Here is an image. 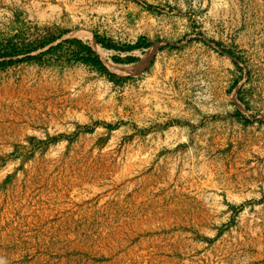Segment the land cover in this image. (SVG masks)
<instances>
[{"label":"rangeland","instance_id":"374dc122","mask_svg":"<svg viewBox=\"0 0 264 264\" xmlns=\"http://www.w3.org/2000/svg\"><path fill=\"white\" fill-rule=\"evenodd\" d=\"M0 53V264H264V0H0Z\"/></svg>","mask_w":264,"mask_h":264},{"label":"bare ground","instance_id":"6f19581e","mask_svg":"<svg viewBox=\"0 0 264 264\" xmlns=\"http://www.w3.org/2000/svg\"><path fill=\"white\" fill-rule=\"evenodd\" d=\"M82 37L85 38L86 40H89L90 45L92 46V48L97 52V54L104 60L105 64L113 70L116 71H120V72H130L128 69H126L124 66L114 63L111 59H110V51L102 48L99 44H97L96 40L94 39V36L89 33V32H83L82 33ZM6 117V116H5ZM8 118V117H7ZM7 120V119H6ZM13 129V128H12ZM6 130V129H5ZM4 130V131H5ZM0 132L1 136H8V134L6 132ZM11 132V131H9Z\"/></svg>","mask_w":264,"mask_h":264},{"label":"trees","instance_id":"16d2710c","mask_svg":"<svg viewBox=\"0 0 264 264\" xmlns=\"http://www.w3.org/2000/svg\"><path fill=\"white\" fill-rule=\"evenodd\" d=\"M106 48H109V49H114L116 51H134L136 49H139V46H130V47H127L126 49H121L117 46H109V45H105ZM84 49L87 51V53L91 56L94 55V51L92 49L91 46H84ZM4 54H1L0 53V58L4 57L3 56ZM14 55H18V54H14ZM113 61H115L116 63H122L119 58H117L116 56L112 58ZM133 59V58H132ZM130 59V61L132 62L133 60ZM93 62L103 71V72H106L108 73V70L106 68V66L102 63V61H100L98 58H93L92 59Z\"/></svg>","mask_w":264,"mask_h":264},{"label":"crops","instance_id":"0c3cea01","mask_svg":"<svg viewBox=\"0 0 264 264\" xmlns=\"http://www.w3.org/2000/svg\"><path fill=\"white\" fill-rule=\"evenodd\" d=\"M135 51H136V50H135ZM135 51H124V52H125V54H129V55H131L132 52H135Z\"/></svg>","mask_w":264,"mask_h":264}]
</instances>
